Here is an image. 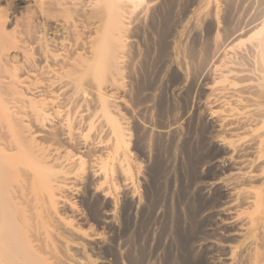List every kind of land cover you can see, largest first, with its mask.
I'll use <instances>...</instances> for the list:
<instances>
[{"label":"bare ground","instance_id":"bare-ground-1","mask_svg":"<svg viewBox=\"0 0 264 264\" xmlns=\"http://www.w3.org/2000/svg\"><path fill=\"white\" fill-rule=\"evenodd\" d=\"M39 1L0 6V264H264V0Z\"/></svg>","mask_w":264,"mask_h":264},{"label":"rangeland","instance_id":"rangeland-1","mask_svg":"<svg viewBox=\"0 0 264 264\" xmlns=\"http://www.w3.org/2000/svg\"><path fill=\"white\" fill-rule=\"evenodd\" d=\"M25 2H27V3H24L23 5H20L18 3V0H2V1H0V6H2L1 3H3V7L5 6V9H4L5 12L6 13L8 12V15L7 16H10V15H14L15 17L17 16V18H16L17 22L20 23V24H23L22 22L25 19L26 20L24 22H26L30 17L34 16L36 13H38V12L40 13L42 11V4H41V2L39 0L38 1L37 0H34V1L33 0H31V1L30 0H26ZM32 2H35V3H32ZM32 4H34L33 7H32ZM34 6L35 7L38 6V7L35 8ZM40 8H41V10H40ZM0 9H1V7H0ZM36 9H37V11L35 13V10ZM20 18L22 19V21H21ZM53 27H52V29L54 30V32H52L53 30H51L50 33H49L50 36L52 34H53L52 36H55V34L57 32L55 30L56 27L55 26H53ZM165 82L166 83L169 82L168 84L165 83V85L167 87H165V85H164L163 91H165V92L162 91V95H164V94L166 95V96L165 95L163 96L164 97V102H165V109L168 108V110H165V111H167V113L170 115V117H173L172 120H175L177 118L176 120L178 121L179 125L181 126V128L183 130V133L185 132L184 134L187 135V134L190 133L189 131H191V128H189L186 124H184L180 120L183 117V115L187 112V110L189 111L192 108L193 104H194V107H195V106H197L196 105L197 103L203 102L204 99H205L206 94L202 90H200V89H194L195 87H192L190 84L189 85L186 84V85L178 86V85L174 84L172 81H169V79H167ZM171 85H173L172 86L173 88L170 87ZM176 86H177V88H175ZM185 89L188 90L189 93H188V91H184ZM179 90L182 93H179L180 92ZM123 236L124 235H122V238L120 237L118 239V242H120L121 244H123L125 242V238H124L125 236L124 237Z\"/></svg>","mask_w":264,"mask_h":264}]
</instances>
